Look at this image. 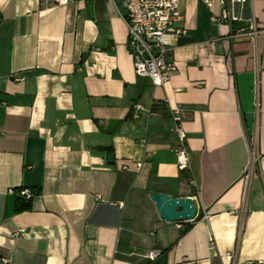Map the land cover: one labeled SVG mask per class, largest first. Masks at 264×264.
I'll use <instances>...</instances> for the list:
<instances>
[{
  "label": "crops",
  "instance_id": "crops-1",
  "mask_svg": "<svg viewBox=\"0 0 264 264\" xmlns=\"http://www.w3.org/2000/svg\"><path fill=\"white\" fill-rule=\"evenodd\" d=\"M209 1L178 3L188 36L154 88L121 6L0 0V264H264V0L217 24ZM20 188L38 192L15 213ZM150 193L191 197L195 219L162 220Z\"/></svg>",
  "mask_w": 264,
  "mask_h": 264
},
{
  "label": "built area",
  "instance_id": "built-area-1",
  "mask_svg": "<svg viewBox=\"0 0 264 264\" xmlns=\"http://www.w3.org/2000/svg\"><path fill=\"white\" fill-rule=\"evenodd\" d=\"M48 4L54 0H42ZM115 6L124 9L122 18L127 28V48L133 58V72L136 76L150 80L151 85L163 87L169 80L170 73L176 68L174 63L166 61V56L180 40L188 36L185 27L178 25L181 14L178 3L181 0H110ZM244 0H229L230 9H225L224 0H219L221 7L219 16H212L213 23L228 21L232 23L237 17L232 12V6L236 2ZM209 7V0H202ZM257 34L255 22L249 21V35ZM257 105V104H256ZM140 106H132V116L137 117ZM171 119L173 132L176 135L177 145L175 149L177 168L180 171L190 170V162L186 149V134L181 127L183 116L180 110L172 109ZM248 178V175H245ZM9 193H13L12 190ZM17 193L26 199L33 198L37 191L34 189L20 188ZM121 205V204H120ZM158 255L157 251L149 250L144 254L148 260H153Z\"/></svg>",
  "mask_w": 264,
  "mask_h": 264
},
{
  "label": "water",
  "instance_id": "water-1",
  "mask_svg": "<svg viewBox=\"0 0 264 264\" xmlns=\"http://www.w3.org/2000/svg\"><path fill=\"white\" fill-rule=\"evenodd\" d=\"M149 196L159 217L166 222H189L196 217V206L191 197L174 198L158 193H150Z\"/></svg>",
  "mask_w": 264,
  "mask_h": 264
},
{
  "label": "trees",
  "instance_id": "trees-1",
  "mask_svg": "<svg viewBox=\"0 0 264 264\" xmlns=\"http://www.w3.org/2000/svg\"><path fill=\"white\" fill-rule=\"evenodd\" d=\"M31 199H26L25 197L20 196L17 193V195L14 198V212L21 213V212L29 210Z\"/></svg>",
  "mask_w": 264,
  "mask_h": 264
}]
</instances>
